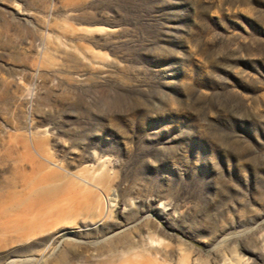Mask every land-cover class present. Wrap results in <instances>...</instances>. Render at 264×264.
I'll return each instance as SVG.
<instances>
[{
	"label": "rangeland",
	"instance_id": "374dc122",
	"mask_svg": "<svg viewBox=\"0 0 264 264\" xmlns=\"http://www.w3.org/2000/svg\"><path fill=\"white\" fill-rule=\"evenodd\" d=\"M126 260L264 264V0H0V264Z\"/></svg>",
	"mask_w": 264,
	"mask_h": 264
},
{
	"label": "bare ground",
	"instance_id": "6f19581e",
	"mask_svg": "<svg viewBox=\"0 0 264 264\" xmlns=\"http://www.w3.org/2000/svg\"><path fill=\"white\" fill-rule=\"evenodd\" d=\"M35 210L32 208V210H31V214L33 213L34 215H33V217L34 218H36V217H38L39 215H41L42 213L41 212H34ZM32 217V218H33ZM20 223V222H19ZM21 225V224H20ZM21 227H23L22 225H21ZM63 236H66V233H64V234H62ZM64 239H65V237H64ZM113 262V261H112ZM153 263V261L152 260H150L149 262H148V264H152ZM106 264H111V261H106ZM117 264H136L133 260H126V262H118Z\"/></svg>",
	"mask_w": 264,
	"mask_h": 264
}]
</instances>
